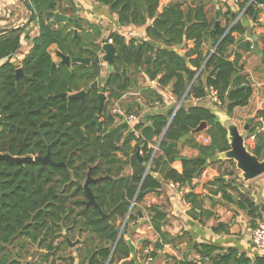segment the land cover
<instances>
[{
	"label": "trees",
	"instance_id": "trees-1",
	"mask_svg": "<svg viewBox=\"0 0 264 264\" xmlns=\"http://www.w3.org/2000/svg\"><path fill=\"white\" fill-rule=\"evenodd\" d=\"M29 1L35 20L0 36V153L49 155L54 163L62 165L0 159V264H23L36 255L37 264H138L130 258L126 239L128 225L140 220L137 205L148 193L162 192L166 184L193 185L194 179L215 162L216 155L230 148L227 130L220 123L206 131L208 144L190 135L201 121L214 115L205 105L186 106L185 101L210 100L215 89L220 104H213L231 116L236 107L249 103L253 86L245 72L244 54L253 49V43L238 40L247 27L237 16L243 12L257 21L264 0L236 1L234 8L229 7L224 14L225 24L214 33L215 21L206 9L209 0H192L190 4L172 0L162 9V0H96L117 14L120 26L144 27L147 36L140 47L137 38L128 40L118 31L102 41L111 39L116 49L114 67L106 79L102 78L103 63H58L53 68V45L71 57L94 59L100 52L102 42L97 43L83 26L87 23L78 16L76 1ZM49 11H59L69 19L55 21L47 15ZM9 25L14 27V21ZM32 25L39 32L29 53L16 65L15 55L25 39L31 38ZM186 41L194 43L193 47L186 44L183 48L189 63L173 49ZM18 66L22 67L21 73L17 72ZM95 81L98 86L91 87ZM148 81H156L157 85H143ZM139 85V100L131 103L132 109H124L127 115L139 118L131 127L113 109L124 94ZM169 87L175 99H183V103L166 113L141 116L145 107L163 102L162 91ZM82 90L86 91L82 97L62 96ZM101 92L107 95L101 122L87 125L98 113ZM146 118L151 125H147ZM259 127L258 121L251 125V131L256 135V146L262 143L263 156L264 131ZM164 132L160 151L155 152L154 145ZM185 135L189 138L181 145L196 148L199 154L184 159L183 170L178 171L172 164L182 157L181 149L166 151L165 147ZM137 148L146 163L134 155ZM90 170L94 179L105 177L90 181L89 187L108 217L87 204L84 184ZM217 181L223 183L224 196L231 198L227 188L236 191L239 207L253 219L258 217L248 195L232 181L225 183L222 178L213 183ZM185 200L192 210L201 209L197 193H186ZM165 220L161 208L150 207L149 221L158 239L154 243L143 240L141 244L153 246V257L165 245L176 247L183 240V236H172L165 230ZM65 234L72 240L80 239L75 254L64 253L69 248ZM197 249L204 257L215 251L207 245ZM236 254L235 249L231 250L214 264H229ZM177 262L198 264L189 259ZM238 263L249 264V260L241 257ZM258 264H264V260Z\"/></svg>",
	"mask_w": 264,
	"mask_h": 264
},
{
	"label": "crops",
	"instance_id": "crops-1",
	"mask_svg": "<svg viewBox=\"0 0 264 264\" xmlns=\"http://www.w3.org/2000/svg\"><path fill=\"white\" fill-rule=\"evenodd\" d=\"M75 1L79 8L78 16L87 23L83 26L97 39V43L107 39L112 31H118L128 40L137 38L138 42H142L147 39L144 27L134 25L120 26L117 14L113 13L108 6L98 3L96 0ZM170 1L172 0H162V8ZM185 2L190 4L192 0H185ZM235 3L236 0H209L206 8L207 13L211 19L216 21V13L219 12L220 25H224V14L229 7L234 8ZM25 18L26 13L19 0H0V27L8 26L11 21L16 24L19 20ZM237 19L247 27V32L243 35L245 36L244 40L253 43V49L244 54L245 72L249 75L252 83L253 94L249 103L246 106L236 107L232 115L233 120L242 129L249 118H252L251 125L253 126L259 121L260 112L264 113V65L262 58L254 50V42L257 41L260 51L264 53V7H262L258 20L255 22L243 12L238 14ZM38 32V27L32 25L31 38L25 39L20 51L15 55L19 64L29 53L33 45V39ZM78 32L80 33V30ZM186 44L188 47H193L194 45L192 41H186L183 44V48ZM183 48L182 52L185 54ZM57 50L56 45L50 47L54 61L59 63L61 58L57 55ZM103 64L102 78L106 79L110 71H108L106 63ZM140 83L142 84L143 80ZM143 85L156 86L157 82L148 81ZM139 89L140 85L138 89L124 94L114 107L116 113L123 116L125 120L127 114L124 109L126 107L132 109L131 103L139 100ZM158 90L160 91V89ZM162 93H164L163 102H156L153 107H145L141 116L146 117V115L150 114L166 113L172 106L177 107L180 105V101L175 99L169 88H167L166 92L162 91ZM196 103L205 105L209 109L216 108L212 99L198 101L195 98H190L185 101L186 106L195 105ZM134 109L136 110L137 108L134 107ZM138 121L139 118L134 121L131 127ZM146 121L151 122L147 118ZM194 136L198 142L208 144L205 141L206 138H209L206 132L198 133ZM255 147L256 142L251 141V148L254 149ZM180 149L182 156H186V159L199 154L196 148L188 145H181ZM183 160L176 159L172 164L173 167L178 171H182ZM211 163L194 179L193 185L179 186L175 184V187H172L171 183L166 184L162 192L159 194L148 193L144 200L137 205L139 206L137 212L140 210L143 217L141 218L139 214L140 220L137 223L133 222L128 225L126 239H130L136 249L135 252H131L130 258L134 259L138 264H144L138 257V255L141 257V242L149 240L154 243L158 239V234L154 231L149 221L150 207L158 206L166 213L165 230L172 236H183V240L176 247L167 244L163 250H158L156 257L150 264H179L177 261L186 259L197 261L198 264H214V262L227 256L234 249L237 252L236 259L232 257L229 264H239L238 259L241 257L247 258L249 264H258L261 259L264 260V249L255 247L251 241V228L256 218L253 219L247 210L239 207V196L236 191L227 188V193L231 195L229 199L221 191L224 188L223 183L220 181L213 183L215 180L222 178L225 183L232 181L240 192L248 195L255 203L258 217H260L264 215V174L252 180L244 181L235 162L233 163L228 159L215 158V162ZM191 191L199 195L201 209L192 210L190 204L185 200L186 193ZM202 245L214 248V253L211 256L204 257L197 249V247ZM78 246L79 244L75 247L69 246L64 253L75 254ZM187 250L190 251L188 257H186ZM42 252H45V250H42ZM38 257L39 255L33 258L30 256L27 261L23 260V264H30L33 260H37Z\"/></svg>",
	"mask_w": 264,
	"mask_h": 264
},
{
	"label": "water",
	"instance_id": "water-1",
	"mask_svg": "<svg viewBox=\"0 0 264 264\" xmlns=\"http://www.w3.org/2000/svg\"><path fill=\"white\" fill-rule=\"evenodd\" d=\"M20 1L24 7V10H25V13L27 14V17L25 19L19 20L15 24L14 27L9 26V25L0 27V36L11 31L12 29L25 27L35 20L36 13H35V10L33 9L32 5L30 3V1L29 0H20ZM160 8L162 9V4H161ZM47 15L50 16L55 21L67 22L69 19L68 15H64L59 11H49V12H47ZM219 26H220L219 12H217L216 13L215 26L211 32L214 33L215 30ZM72 29H74L76 34L78 33V29H75L73 27H72ZM244 39H245V36H240L238 38V40H244ZM141 45H142V42H138V46L140 47ZM254 45H255L254 50L262 58V63L264 65V53L260 51V49L257 45V41L254 42ZM182 48H183V45H178V46L174 47L173 49L177 50L178 53L180 55H182L185 58V60L189 63L188 58L182 52ZM56 53L61 58V60L59 62L61 64H66V65L71 66L73 63H85V64H91L92 62L93 63H106L108 71L111 72L113 70V67H114V57L116 55V49H115L112 41H107V42H104L101 44L100 52L94 59H92L91 57H71V56L63 53L60 50H57ZM18 64L19 63L16 62V65H18ZM57 64L58 63L54 61L53 68H55L57 66ZM17 72L18 73L22 72L21 66L17 67ZM98 84H99L98 81H95L91 84V87L98 86ZM138 88H139V86H136L134 89H138ZM169 90H171V87H169ZM85 94H86V91L82 90V91L72 93V94L63 93L62 96H64V97L69 96V98H77V97H82ZM99 97H100V104H99L98 113L94 116V118L91 121H89V123L87 125H91L93 123L100 124V122H101L100 121V115L102 113V109H103L105 100L107 99V95H106V93L101 92L99 94ZM182 101H183V99H181L180 105H181ZM180 105H178V107ZM210 111L213 113L214 117L209 119V120L201 121L197 127L193 128L191 130L190 135H195L198 133L206 132L210 126H213L216 123H220L227 130V139H228L230 148L226 151L218 153L215 158L216 159L218 158V159L233 160L236 164L237 169L241 172V178L244 181L252 180V179L264 174V157L262 156V150H261L262 143L258 144L254 149H252L247 143L248 138L250 137V135L253 134V132L251 131L252 118H249L247 120L246 124L241 129L240 126L233 120L232 116L229 115L226 110L216 106V108L210 109ZM171 120H172V118L170 119L168 126H169ZM147 125H151V122L147 121ZM168 126L166 127V129L168 128ZM165 132H166V130H165ZM165 132L161 136L160 142L164 138ZM188 138H189V135H185V136L181 137L179 139V141L170 142L165 147L166 151H170L172 149H180L181 144L183 142H185ZM134 155L140 161H142L143 163H146L138 148H137L136 152L134 153ZM0 159H5V160L16 162L19 164L32 162V161H42V162L50 161V162H53L49 155H47L46 157H40V156L20 157V156H13L9 153H5V154L0 153ZM180 159H186V156H182ZM54 164L62 165V163H54ZM153 175L156 176L157 174L153 173ZM103 178H105V177H101V178H97V179L92 178L91 170H90V172L88 174V179L86 180V182L84 184V188H85L86 193L89 196V200H88L87 204L93 205L94 207H96L99 210V212L104 217H108V215L106 213H104V211L100 208L99 204L97 203V201L95 199V196H94L92 190L89 187L90 181H100ZM138 213L140 214V217L142 218L143 217L142 212L139 210ZM122 231H123V227L121 229V233H122ZM65 238H66V241L70 247H75L80 241V239H76V240L70 239V237H68L67 234H65ZM127 240H128L131 252H135L136 249H135L134 243L130 239H127ZM189 252H190L189 250L186 251V257H188Z\"/></svg>",
	"mask_w": 264,
	"mask_h": 264
},
{
	"label": "built area",
	"instance_id": "built-area-1",
	"mask_svg": "<svg viewBox=\"0 0 264 264\" xmlns=\"http://www.w3.org/2000/svg\"><path fill=\"white\" fill-rule=\"evenodd\" d=\"M238 1V0H236ZM109 41H112L111 39ZM211 99L214 102H218L220 104L219 98L217 91L215 89H212L211 91ZM116 112V109L113 110ZM138 116L136 115H127L126 116V122L130 125L134 123V121H137ZM260 122V127L259 131H264V117L259 118ZM207 143L210 142V138H206L205 140ZM251 141L256 142V135L253 133L250 135V137L247 140L248 145L251 147ZM160 139L156 145H154L155 152L160 151ZM172 187H175L174 183H171ZM251 241L253 245L257 248H262L264 249V215H261L260 217L256 218L255 223L252 227V232H251ZM154 250L153 246H146V247H141V258L147 263H151L154 260V257L151 255V252ZM30 264H37L36 260H33Z\"/></svg>",
	"mask_w": 264,
	"mask_h": 264
},
{
	"label": "rangeland",
	"instance_id": "rangeland-1",
	"mask_svg": "<svg viewBox=\"0 0 264 264\" xmlns=\"http://www.w3.org/2000/svg\"><path fill=\"white\" fill-rule=\"evenodd\" d=\"M19 3L22 5V3H21L20 0H19ZM26 17H27V14H26ZM138 257H139V259H141V261H143L144 264H150V263H148V262L146 263V262L143 260V258H141L139 255H138Z\"/></svg>",
	"mask_w": 264,
	"mask_h": 264
}]
</instances>
